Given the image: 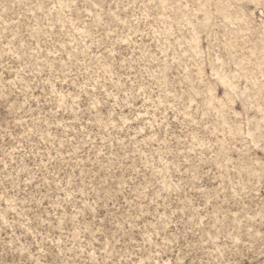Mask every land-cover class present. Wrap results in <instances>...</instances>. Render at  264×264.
Here are the masks:
<instances>
[{"label": "rangeland", "instance_id": "1", "mask_svg": "<svg viewBox=\"0 0 264 264\" xmlns=\"http://www.w3.org/2000/svg\"><path fill=\"white\" fill-rule=\"evenodd\" d=\"M0 264H264V0H0Z\"/></svg>", "mask_w": 264, "mask_h": 264}]
</instances>
